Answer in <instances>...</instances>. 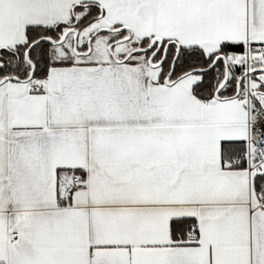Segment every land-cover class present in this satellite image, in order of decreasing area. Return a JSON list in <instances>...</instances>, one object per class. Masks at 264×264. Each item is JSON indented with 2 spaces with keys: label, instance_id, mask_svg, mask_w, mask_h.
Wrapping results in <instances>:
<instances>
[{
  "label": "snow or ice",
  "instance_id": "snow-or-ice-1",
  "mask_svg": "<svg viewBox=\"0 0 264 264\" xmlns=\"http://www.w3.org/2000/svg\"><path fill=\"white\" fill-rule=\"evenodd\" d=\"M0 264H264V0H0Z\"/></svg>",
  "mask_w": 264,
  "mask_h": 264
}]
</instances>
